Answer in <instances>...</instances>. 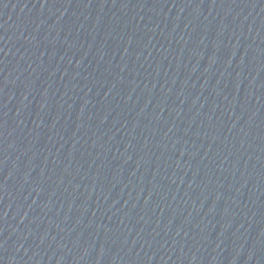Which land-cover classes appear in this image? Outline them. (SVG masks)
I'll return each mask as SVG.
<instances>
[{
	"label": "water",
	"instance_id": "95a60500",
	"mask_svg": "<svg viewBox=\"0 0 264 264\" xmlns=\"http://www.w3.org/2000/svg\"><path fill=\"white\" fill-rule=\"evenodd\" d=\"M0 264H264V0H0Z\"/></svg>",
	"mask_w": 264,
	"mask_h": 264
}]
</instances>
